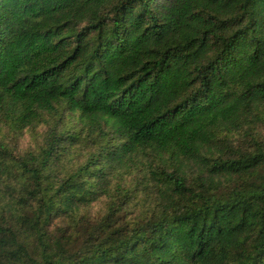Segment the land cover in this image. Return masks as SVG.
<instances>
[{
	"label": "trees",
	"instance_id": "obj_1",
	"mask_svg": "<svg viewBox=\"0 0 264 264\" xmlns=\"http://www.w3.org/2000/svg\"><path fill=\"white\" fill-rule=\"evenodd\" d=\"M0 264H264V0H0Z\"/></svg>",
	"mask_w": 264,
	"mask_h": 264
},
{
	"label": "rangeland",
	"instance_id": "obj_2",
	"mask_svg": "<svg viewBox=\"0 0 264 264\" xmlns=\"http://www.w3.org/2000/svg\"><path fill=\"white\" fill-rule=\"evenodd\" d=\"M42 125H36L34 127H26L20 134L12 131L9 125L6 124L2 127V139L9 143L11 147H16L15 154H23L27 151H31L35 148L36 142L44 132ZM20 135V136H19Z\"/></svg>",
	"mask_w": 264,
	"mask_h": 264
}]
</instances>
